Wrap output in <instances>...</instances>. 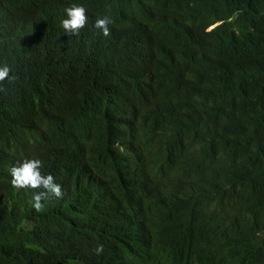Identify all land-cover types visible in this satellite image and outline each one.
Returning a JSON list of instances; mask_svg holds the SVG:
<instances>
[{
  "label": "trees",
  "instance_id": "obj_1",
  "mask_svg": "<svg viewBox=\"0 0 264 264\" xmlns=\"http://www.w3.org/2000/svg\"><path fill=\"white\" fill-rule=\"evenodd\" d=\"M5 65L0 264H264V0H0Z\"/></svg>",
  "mask_w": 264,
  "mask_h": 264
},
{
  "label": "clouds",
  "instance_id": "obj_2",
  "mask_svg": "<svg viewBox=\"0 0 264 264\" xmlns=\"http://www.w3.org/2000/svg\"><path fill=\"white\" fill-rule=\"evenodd\" d=\"M67 18L62 21V27L65 33L72 37L78 36L81 30L87 24L86 8L83 5H72L66 9ZM114 23L110 15H105L102 18L97 17L95 27L102 30L104 36L111 35L110 25ZM225 23H219L210 29L214 31ZM12 70L8 66L0 67V83L5 80L11 81L15 79L14 75H10ZM43 162L40 159L32 158L25 159L18 166L10 168V175L12 177L11 185L17 189L39 190L33 196L32 206L39 212L43 210V201L48 200L50 197L62 198L63 191L60 184L55 182V178L49 174L44 175L41 172ZM97 255L103 253V245H98L94 250Z\"/></svg>",
  "mask_w": 264,
  "mask_h": 264
}]
</instances>
